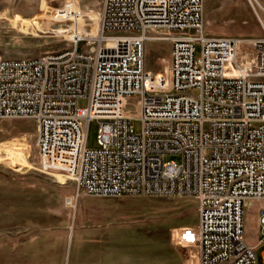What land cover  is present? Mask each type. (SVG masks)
Segmentation results:
<instances>
[{
    "label": "built area",
    "instance_id": "built-area-1",
    "mask_svg": "<svg viewBox=\"0 0 264 264\" xmlns=\"http://www.w3.org/2000/svg\"><path fill=\"white\" fill-rule=\"evenodd\" d=\"M51 12L70 45L0 55V119H34L39 166L78 192L195 198L198 221L179 228L178 244L198 264H258L244 206L264 200V37L205 32L204 0H102L95 35L75 3ZM91 120L97 148L87 147ZM259 219L264 231V208Z\"/></svg>",
    "mask_w": 264,
    "mask_h": 264
},
{
    "label": "rangeland",
    "instance_id": "rangeland-1",
    "mask_svg": "<svg viewBox=\"0 0 264 264\" xmlns=\"http://www.w3.org/2000/svg\"><path fill=\"white\" fill-rule=\"evenodd\" d=\"M260 1L259 4L252 0L253 8L250 0H204L205 32L244 41L263 38L264 9L260 5L264 7V0ZM69 3L84 10L86 19L82 25L96 34L102 0H0V55L32 57L69 46L65 26L50 20L53 8ZM19 17L31 20L35 32L20 30L16 23ZM49 26L51 29H46ZM60 29L64 33H58ZM163 44V52L168 54L170 42ZM153 48L147 57V67L157 70L158 52ZM84 49L85 44L79 43L78 50ZM79 105L86 106L87 99H80ZM99 126L97 120L89 122L87 147H98ZM132 126L139 132L142 121L133 119ZM36 135L34 119H0V150L19 145L17 142H23L24 138L30 144L28 166L18 170L0 162V264H72V242L78 238V244L84 240L93 249L102 237L82 233L107 228L129 229L128 233H133L112 236L113 242L107 244L126 250L127 255L131 250L138 251L137 264L197 263L196 249L177 242L179 228L198 221L195 198L78 192L73 179L62 174L64 184L58 177L61 173L39 166ZM164 160L179 163L181 158L168 154ZM70 196L72 205L66 202ZM258 207L264 208V200L257 204L256 211ZM263 249L264 245L256 251L258 264H264ZM83 250L87 247L79 248L80 255Z\"/></svg>",
    "mask_w": 264,
    "mask_h": 264
},
{
    "label": "crops",
    "instance_id": "crops-1",
    "mask_svg": "<svg viewBox=\"0 0 264 264\" xmlns=\"http://www.w3.org/2000/svg\"><path fill=\"white\" fill-rule=\"evenodd\" d=\"M259 4L260 0H256ZM263 9L264 7L260 5ZM208 23V22H207ZM248 23V22H245ZM62 175V174H59ZM66 183V180L61 181ZM67 204H73V197L67 198ZM262 202V200L249 199L246 201L244 206V220H245V237L247 242L253 246L256 251L264 245V231L260 225V212L262 208L258 207L257 204ZM191 226V225H185ZM183 227V226H182ZM129 229H118V228H107V229H89L86 233L82 235H96L102 237L99 240L101 243H96L93 246V249H90L91 245L85 244L84 240L81 244H78L77 241L71 244V263L72 264H137L138 251L131 250L130 254L127 255L126 250H120V248L107 244V241H112V236H121V235H133V233H128ZM113 242V241H112ZM178 242V240H177ZM107 245V246H106ZM80 247H87V250L81 251L79 254ZM264 249L262 250L263 253ZM197 263L198 264V253Z\"/></svg>",
    "mask_w": 264,
    "mask_h": 264
},
{
    "label": "bare ground",
    "instance_id": "bare-ground-1",
    "mask_svg": "<svg viewBox=\"0 0 264 264\" xmlns=\"http://www.w3.org/2000/svg\"><path fill=\"white\" fill-rule=\"evenodd\" d=\"M250 2L252 4L253 8H255L254 4L252 3V0H250ZM99 17H100V15H99ZM259 19L261 20L260 17H259ZM16 23L20 27V30L24 29V30H28V32H29V29H30L33 32H35V27L33 25V22L29 19L19 17V18H16ZM262 25H263V29H264V24H262ZM46 29H51V28L49 26V27H46ZM57 32L58 33H64V29L57 30ZM91 34L95 35L93 33H91ZM168 41L170 42V40H168ZM23 140H24L23 142L20 141L21 143L15 141V142L19 143V145L17 144V145H14L13 147L4 146V148L2 150H0V162H6L7 164L11 165L14 168H17L18 170L22 169V167H24V166H28V154H27L28 152H27V150L30 149V144H29L28 139L24 138ZM13 142H14V140H13ZM58 177L61 181L66 180L64 178V175H58Z\"/></svg>",
    "mask_w": 264,
    "mask_h": 264
},
{
    "label": "snow or ice",
    "instance_id": "snow-or-ice-1",
    "mask_svg": "<svg viewBox=\"0 0 264 264\" xmlns=\"http://www.w3.org/2000/svg\"><path fill=\"white\" fill-rule=\"evenodd\" d=\"M190 238V237H189Z\"/></svg>",
    "mask_w": 264,
    "mask_h": 264
}]
</instances>
